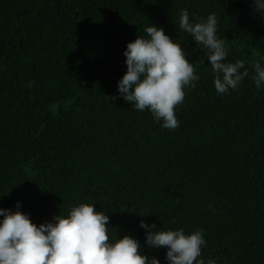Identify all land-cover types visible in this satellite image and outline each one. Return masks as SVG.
Masks as SVG:
<instances>
[{
    "label": "trees",
    "instance_id": "1",
    "mask_svg": "<svg viewBox=\"0 0 264 264\" xmlns=\"http://www.w3.org/2000/svg\"><path fill=\"white\" fill-rule=\"evenodd\" d=\"M185 9L215 13L231 62L251 73L264 57L252 0H0V208L20 202L39 226L86 203L109 215L110 239L130 235L161 264L141 219L203 229L206 264H264V89L247 77L216 94L204 51L179 29ZM150 23L200 77L175 130L117 91L126 46Z\"/></svg>",
    "mask_w": 264,
    "mask_h": 264
},
{
    "label": "clouds",
    "instance_id": "2",
    "mask_svg": "<svg viewBox=\"0 0 264 264\" xmlns=\"http://www.w3.org/2000/svg\"><path fill=\"white\" fill-rule=\"evenodd\" d=\"M252 3L254 11L264 17V0ZM179 29L204 51L217 95L237 90L247 77L258 90L264 89V57L250 65L251 73L244 61L231 62L225 41L218 36L215 13L207 18L192 15L190 19L185 9L179 17ZM144 32L126 46L123 55L127 71L118 81L117 91L132 105L131 110H147L163 129L175 130L180 124L175 109L184 101L185 88L194 86L200 77L188 54L163 27L151 24ZM20 208V202L15 212L0 208V264H161L156 256L145 255L139 240L130 235L110 239L109 215L95 205L81 203L66 216L54 215L39 226ZM139 227L145 230L148 248L166 249V264H206L202 258V249L207 246L203 229L191 233L183 228L162 231L145 219ZM207 264L216 262L208 260Z\"/></svg>",
    "mask_w": 264,
    "mask_h": 264
}]
</instances>
